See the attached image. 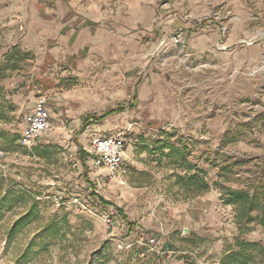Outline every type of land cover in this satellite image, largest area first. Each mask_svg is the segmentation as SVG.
Here are the masks:
<instances>
[{
    "label": "rangeland",
    "instance_id": "374dc122",
    "mask_svg": "<svg viewBox=\"0 0 264 264\" xmlns=\"http://www.w3.org/2000/svg\"><path fill=\"white\" fill-rule=\"evenodd\" d=\"M56 5L98 33L95 44L51 56L64 33L30 27ZM67 88L115 99L80 113L78 99L54 95ZM35 97L50 127L24 142ZM0 131L18 137L0 141V192L22 191L0 212V264H221L237 242L264 247V209L247 217L226 194L264 197V0H0ZM99 133L125 142L121 171L87 155ZM195 173L208 190L190 197L176 177ZM109 216L120 225L107 231ZM140 233L169 254L118 249Z\"/></svg>",
    "mask_w": 264,
    "mask_h": 264
},
{
    "label": "trees",
    "instance_id": "16d2710c",
    "mask_svg": "<svg viewBox=\"0 0 264 264\" xmlns=\"http://www.w3.org/2000/svg\"><path fill=\"white\" fill-rule=\"evenodd\" d=\"M123 106H119L115 110H110L106 114H104L101 118H104L107 115L115 114V113H122L124 111ZM18 137L17 136H10L8 133L0 131V141L4 143L5 145H15ZM45 149H41L39 147L31 149V153L39 158H42L41 153L44 152ZM172 152L176 151L174 149L171 150ZM194 169L193 166L189 165L187 168V173ZM177 180L181 183H183L190 194V197H194V195H200L202 193H205L208 190V186L205 183V181L198 175V173H195L193 175H187L185 174L183 177H176ZM0 190H1V184H0ZM2 197L0 198V212L4 208L10 209L14 203H16L19 198L21 199L22 191L16 187V183H10L3 192ZM227 203L228 204H240L241 208L245 214V216H249V213L251 211L264 209V197H261L258 194L250 195L246 192L242 191H227ZM31 205L28 209L25 217H29L32 215V210L36 206L35 198H30ZM17 221L16 224H20L22 220ZM260 225L264 228V217H261L259 220ZM53 229V225L49 223L45 230H51ZM18 229H16V225L13 229L10 230L11 232H17ZM8 233V234H10ZM58 233V230H56V235ZM238 250L237 251H229L228 253L224 254L221 260V264H249L251 260L250 251L256 252L261 256H264V247L261 246L258 243H247V242H237L236 243Z\"/></svg>",
    "mask_w": 264,
    "mask_h": 264
},
{
    "label": "built area",
    "instance_id": "2783aa9c",
    "mask_svg": "<svg viewBox=\"0 0 264 264\" xmlns=\"http://www.w3.org/2000/svg\"><path fill=\"white\" fill-rule=\"evenodd\" d=\"M27 129L24 135V142L31 140L32 142L38 141L42 134L50 127V112L48 108L47 100L44 97H35L33 106L30 112L26 115ZM87 155L93 157L95 163L98 166H104L108 169L109 173L114 174L121 171L125 166V150L126 144L120 137H102L97 138L90 142ZM119 221L114 216H109L105 220V226L107 231L119 227ZM129 230V229H128ZM156 240L154 237L147 236L144 233H140L136 236L134 242H123L119 240L117 242L118 249L129 250L134 246L140 247L138 253L139 257H144L147 251L156 253L161 256L163 254H169L167 249L160 248L155 250Z\"/></svg>",
    "mask_w": 264,
    "mask_h": 264
},
{
    "label": "crops",
    "instance_id": "0c3cea01",
    "mask_svg": "<svg viewBox=\"0 0 264 264\" xmlns=\"http://www.w3.org/2000/svg\"><path fill=\"white\" fill-rule=\"evenodd\" d=\"M42 17H46L49 20H46L47 22L45 20H41ZM41 18L39 16L34 17L32 21L33 24L30 27L31 31L39 30L43 32L53 31V32H63L64 33L59 43L56 45H53L54 47L52 48V50H48L49 54L53 57L55 56L59 57L62 54L68 57L71 54H73L75 51L79 52V48L82 45L88 46L93 43L95 44V42L98 40L99 34L98 33L95 34V37L97 40L92 39L91 38L92 35H91V31L89 27L87 25H84L83 21L76 18L68 8L66 11V9H64L63 7H59V5H56V8L52 9V11L49 12L47 15H41ZM35 20L36 21L38 20V22H36ZM74 28L80 29V32L76 33L73 30ZM74 35L79 36L76 41L72 40V37ZM50 43L48 44V46H51ZM81 64L84 66H87L88 62L85 61V62H82ZM64 76H66V78L69 79L70 77L69 72L67 71V75H64ZM68 89L69 88L63 91L62 94L55 93L54 95L57 96V100H60L61 103L64 101L70 102L71 100L78 99L80 101V109H79L80 113L84 112L85 110H90L94 106L97 108H102L103 106H107V104H110V102H113V100L115 99V97L113 99H109V102L106 101V104L102 102L98 103L97 102L98 92L96 91H92L89 89H74V88L69 89V90ZM33 102H31L30 109L33 106ZM82 103H84V106H82ZM124 120L125 119L123 118H120L117 121L111 119L110 123L107 124V127H109L113 123L114 124L126 123V121L124 122ZM94 126H98V125H92V127ZM103 129L104 128H102L101 130ZM86 136L84 138L81 137V140H84ZM100 137L102 136L99 133L97 135V138H100ZM125 154H126V150H125Z\"/></svg>",
    "mask_w": 264,
    "mask_h": 264
},
{
    "label": "bare ground",
    "instance_id": "6f19581e",
    "mask_svg": "<svg viewBox=\"0 0 264 264\" xmlns=\"http://www.w3.org/2000/svg\"><path fill=\"white\" fill-rule=\"evenodd\" d=\"M104 169H105L106 171H108V169H107L106 167H105Z\"/></svg>",
    "mask_w": 264,
    "mask_h": 264
}]
</instances>
